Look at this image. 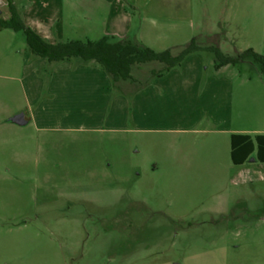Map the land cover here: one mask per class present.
Listing matches in <instances>:
<instances>
[{
  "label": "rangeland",
  "instance_id": "rangeland-1",
  "mask_svg": "<svg viewBox=\"0 0 264 264\" xmlns=\"http://www.w3.org/2000/svg\"><path fill=\"white\" fill-rule=\"evenodd\" d=\"M130 10L128 40L142 30L150 47L138 42L155 52L176 53L194 38L228 57L264 55V0H153L145 22L141 7ZM32 57L22 32H0V264H264V164H231L230 135L204 115L201 84L199 93H164L156 81L191 63L215 75L212 52L169 71L158 62L133 67V82L72 58L108 79L103 93L90 78L75 95L51 82L60 62L36 72ZM258 69L240 62L219 74L234 83L230 127L249 134L264 131ZM149 96L151 107L140 109ZM23 111L31 123L10 122ZM248 167L259 174L245 184Z\"/></svg>",
  "mask_w": 264,
  "mask_h": 264
},
{
  "label": "crops",
  "instance_id": "crops-1",
  "mask_svg": "<svg viewBox=\"0 0 264 264\" xmlns=\"http://www.w3.org/2000/svg\"><path fill=\"white\" fill-rule=\"evenodd\" d=\"M21 1L22 2L19 8H17L14 0H10L12 6L21 17L24 24L32 29L44 41L50 44H56L60 43L59 41H62L63 39L68 40L71 38L80 41L90 40L92 37H95L93 39L99 40L104 36H112L117 39H128L127 37H129L130 34L133 35V32L131 33V17L133 15L130 9L135 10L141 7V10H143L141 13L142 19L145 22V19H147L146 17H148V19L150 18L147 14L146 8L153 0H132L133 6H130V9L125 6V1L123 0ZM136 5L141 6L137 7ZM8 17L9 16H5L3 19H7ZM3 31L6 30H0V32ZM142 33V30H139L138 33L134 34V37H136L138 41H141L150 47V45L144 40V34ZM32 58L33 59L30 64L32 68H34L36 72H42L48 61L41 57ZM70 62L71 61L69 60L60 61V63L56 64L54 68L55 70L51 75L52 83L61 80V82L67 84L65 93L66 95H75L80 91L82 92L83 84L88 83L90 78H94L95 80L98 79V82L102 83V85L98 88L100 93L105 91L108 79L101 75L100 71H98L96 68L87 66V64L75 62L74 65ZM48 63L51 64L57 62ZM189 65V70L185 72L186 74L184 75H180L176 71H170L167 72L165 77L161 76L160 80H156L159 83L161 82L162 91L164 93L167 91H172L175 93L179 91L181 86H187L189 91L193 87L196 89V92L199 93L198 85L201 84V93H203V95H208V99H210L207 109L204 110V115L206 114V116L209 117V122L215 127L213 129L219 133L227 132L230 136L232 134L248 135L249 133L246 130L230 127V120L232 117V101L234 96V83L232 78L219 76V74L227 70L228 66H223L219 69L214 68L215 75L205 78L206 76H200L202 71L200 65H195L193 63ZM129 81L133 82L134 80L131 79ZM244 82L245 81L241 80L240 86H243ZM75 85H77L79 89L77 88L74 90ZM187 88H185L186 91ZM149 91V89L140 92L137 91L134 94V99H137L138 95L148 94ZM51 92L53 93V89H51ZM238 94L242 97L243 91L239 90ZM146 100L145 106H142L140 109L143 108L147 111L151 107L152 97L149 96ZM50 112L51 110H47L45 107L44 111H42V113L45 115ZM21 113H24L28 117L26 124L31 123L32 120H34V114H30L27 111L20 113L18 112V114ZM250 134H264V131L253 130V132ZM246 163L258 164L259 162H254V160L251 159L250 161L241 165L235 166L232 163L231 164L236 167V169H241ZM254 170L255 169L252 167H248L241 174L239 171H233L231 179L237 180L240 174L243 183H251L253 180H255V176L259 174V172Z\"/></svg>",
  "mask_w": 264,
  "mask_h": 264
},
{
  "label": "trees",
  "instance_id": "trees-1",
  "mask_svg": "<svg viewBox=\"0 0 264 264\" xmlns=\"http://www.w3.org/2000/svg\"><path fill=\"white\" fill-rule=\"evenodd\" d=\"M6 1L9 17L7 19L0 17V30L22 32L31 54L44 58L48 62H60L72 58L80 59L82 62H95L114 82H117L131 80L133 67L158 62L164 65V71H169L179 66L188 55L204 50L215 55V69L234 66L240 62L256 64L264 83V55L257 54L252 49L239 52L234 57H228L221 54L215 46L200 47L194 38L176 53H172L170 49L155 52L138 41L117 39L112 36H104L95 41L69 40L50 44L25 25L10 0ZM230 159L235 166L251 159L254 162L264 163V134L253 136L232 134L230 136Z\"/></svg>",
  "mask_w": 264,
  "mask_h": 264
},
{
  "label": "water",
  "instance_id": "water-1",
  "mask_svg": "<svg viewBox=\"0 0 264 264\" xmlns=\"http://www.w3.org/2000/svg\"><path fill=\"white\" fill-rule=\"evenodd\" d=\"M11 121L18 125H25L28 121V117L24 113H21L13 117Z\"/></svg>",
  "mask_w": 264,
  "mask_h": 264
},
{
  "label": "built area",
  "instance_id": "built-area-1",
  "mask_svg": "<svg viewBox=\"0 0 264 264\" xmlns=\"http://www.w3.org/2000/svg\"><path fill=\"white\" fill-rule=\"evenodd\" d=\"M2 7H7V2L6 1H3V0H0V9ZM0 14H1V10H0Z\"/></svg>",
  "mask_w": 264,
  "mask_h": 264
}]
</instances>
